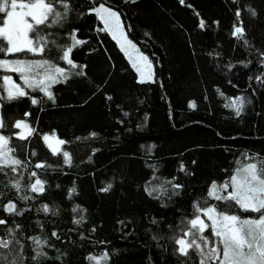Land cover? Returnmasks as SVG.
Returning <instances> with one entry per match:
<instances>
[{
  "label": "trees",
  "instance_id": "16d2710c",
  "mask_svg": "<svg viewBox=\"0 0 264 264\" xmlns=\"http://www.w3.org/2000/svg\"><path fill=\"white\" fill-rule=\"evenodd\" d=\"M93 2L120 14L126 36L152 64L153 81L139 83L136 71L110 34L101 30L104 27L97 17L79 14ZM71 4L75 10L61 25L41 28L54 33L50 39L57 45H70L69 33L78 29V39L87 43L77 46L70 58L86 66V75H71L68 81L53 84L54 103L38 89L25 87L17 72L14 81L29 96L8 101L0 91L1 132L15 133L11 123L17 119H25L34 129L23 140L7 136L15 149L13 155L30 165L21 171H36L47 181L45 192L39 196L28 193L36 198L27 202L17 199L15 189H5L4 203L12 199L18 208L30 209L23 216L0 210V218L8 220L0 226V237L7 238L8 227L21 226L16 254L22 264H96L86 257H101L105 252L110 258L100 264H180L184 258L173 254L170 242L152 237L172 235L182 217L193 215V202L216 205L218 211L242 219L258 218L259 213L239 210L234 202L210 199L207 189L213 180L218 184L228 181L238 167L251 162L246 157L264 158V65L260 58L264 52V0H137L135 4L71 0ZM248 7L256 10V17L247 12ZM237 8L248 46L230 35L233 24L238 23ZM57 45L50 43L43 55L0 53V59H51L70 72L78 71L58 59ZM229 65H233L231 70ZM6 74L0 68V85ZM258 75L259 81L255 79ZM29 97L38 104L32 105ZM236 97L244 99L239 117L226 107ZM189 102L195 108H189ZM25 112L31 115L25 117ZM117 118L123 123H117ZM91 132L97 135L92 137ZM53 133L55 139L66 141L56 154L43 139L45 134L53 138ZM65 151L71 156L70 165L64 163ZM40 162L50 167L36 169L35 163ZM181 162L192 175L178 171ZM149 165H155V172ZM153 175L159 178L153 181L156 185L175 176L184 185L180 195L159 200L149 197L144 187ZM0 180L7 183V177L0 175ZM108 183L112 188L101 192ZM72 187L76 192L69 199ZM42 204L58 214L37 211ZM81 215L84 220L73 224V218ZM153 217L159 224L150 222ZM53 231L59 240L51 236ZM205 235L215 239L210 228ZM29 236L48 239L51 246L43 248L46 257L31 259L35 245L26 239ZM0 253H8V249H0ZM191 254L194 264H199V257Z\"/></svg>",
  "mask_w": 264,
  "mask_h": 264
},
{
  "label": "snow or ice",
  "instance_id": "6c2138e0",
  "mask_svg": "<svg viewBox=\"0 0 264 264\" xmlns=\"http://www.w3.org/2000/svg\"><path fill=\"white\" fill-rule=\"evenodd\" d=\"M126 3H137V0H125ZM183 3V0H181ZM235 3V0H233ZM85 12L79 13L80 15L94 14L97 19L103 23L104 28L113 34L119 33L126 41L129 47L135 49V45L124 37L123 23L120 14L113 11L105 4L99 3L96 5L94 2L86 5ZM58 9H63L60 11ZM74 6L71 0H0V53L5 55L27 52L32 55H43L49 51V44L57 45L55 39H50L54 36L52 32H45L44 28L52 29L61 25L68 17L69 13L74 11ZM247 12L252 17L257 16L254 8L248 7ZM241 10L239 8L235 11V18L238 23H234L230 35L238 41H243V44L250 45L249 40L245 39V26L241 18ZM218 23V22H214ZM200 27H205V22L201 20ZM78 29H73L69 33L71 40L70 45H57L56 51L59 53L58 59L65 62L70 66L71 70L57 66L51 59H43L36 61L24 60H4L0 59V68H5L8 71L20 73L21 79L27 88L38 89L53 103L55 97L51 91V87L55 83L66 82L70 79L71 75L85 76V65H77L72 58H70L73 50L80 45L87 43V41L78 39ZM31 34V35H30ZM148 35V33H145ZM122 50L124 45H121ZM259 51V50H258ZM261 64L264 65V52H260ZM140 60L147 64V57L140 56ZM239 63L247 67V63L241 60ZM251 63V61H248ZM133 67L141 74L139 83H144L143 71L138 64H133ZM229 70L233 65H229ZM38 70H43L41 73ZM256 80H261V76H256ZM5 85H7V100L13 101L20 97L29 96L25 91V87H21L11 80L9 76L3 78ZM32 105H37L38 100L34 97H29ZM3 97L0 96V100ZM107 100H112V96H106ZM189 108H195L194 102H189ZM3 105L0 104V108ZM119 107V106H117ZM237 117L241 116L244 99L236 97L230 105ZM31 114L25 112L24 116L28 117ZM129 113L123 112L124 117H128ZM117 123H123L122 120L117 118ZM4 127L3 117L0 116V129ZM16 129H27L28 134L34 131L25 120L17 119L13 125ZM17 137L21 140L26 139L23 133H16ZM97 133L91 132L90 136L95 137ZM55 138V133H53ZM45 142L49 141V136H43ZM9 137L0 134V175L7 177V183L0 180V210L9 214L10 216H23L27 208H18L17 203L12 199H7L8 193L5 189H15L17 199L27 202L35 199V196L28 193L36 194L39 196L45 192L46 180L41 179L36 171H21L27 170L30 165L13 155L15 149L9 147ZM66 141L56 140L57 145H63ZM51 147V145H50ZM150 151V149H149ZM57 149H53V154H56ZM36 155L35 152L32 153ZM64 163L71 164V156L68 152H63ZM251 162L245 163L242 167H238L230 176L228 181L218 184L215 180L211 182L207 189V196L215 201L234 202L239 210L252 211L259 213L258 218L241 219L236 214H231L229 211H218L216 205L201 206L197 202H193L194 213L191 217H182L180 224L173 229L170 236L162 237L154 235V240L166 239L172 245L174 255L183 257L180 264H194V257L191 254L194 252L199 257V264H264V158L246 157ZM193 164L196 161L192 162ZM36 169H44L50 167L45 163H35ZM155 172V165H149ZM178 171L183 172L185 175H192L183 162L180 163ZM34 178V179H33ZM159 178L153 175L148 181L145 182L144 192L153 199H161L163 196L168 195L170 199L172 195L179 196L180 190L184 185L176 182V177H172L164 181L162 184L156 185L154 180ZM170 187H165L164 185ZM112 184L108 183L100 189L101 192H108L112 188ZM59 187V186H58ZM231 188V191L228 189ZM76 192V188L72 187L68 190V198L71 199L72 194ZM170 193V195H169ZM162 207H167L163 202ZM231 207V205H229ZM79 205L74 207L72 211L75 213ZM37 211H43L45 214L52 216L58 213L50 208L48 204H42ZM210 223H206L205 219ZM84 220L83 215L79 219L73 218L72 223L79 225ZM152 224H159V221L153 217L150 221ZM15 223V221H13ZM37 225H41L39 220L36 221ZM123 224V221H120ZM8 220L0 218V226L7 225ZM20 224L16 223V227H8L6 229L7 238L0 237V249H8V253H0V264H22L21 257L16 254V246L20 245V240L17 239V231L20 229ZM211 229L212 237L215 239L210 240L205 235L206 230ZM178 229L179 231H177ZM95 231V229H93ZM51 236L60 239L56 231L51 233ZM81 234V239H84ZM26 239L31 240L35 245L33 249L34 255L31 257L33 261H37L40 257H46L47 253L43 251L46 246H51L46 237L42 236H29ZM101 243H104L101 241ZM11 256V259L9 258ZM107 252L103 253L101 257H94L91 254L86 257L89 261H96L100 264L101 260L109 259ZM57 259H60L58 256Z\"/></svg>",
  "mask_w": 264,
  "mask_h": 264
},
{
  "label": "rangeland",
  "instance_id": "374dc122",
  "mask_svg": "<svg viewBox=\"0 0 264 264\" xmlns=\"http://www.w3.org/2000/svg\"><path fill=\"white\" fill-rule=\"evenodd\" d=\"M106 7H108L107 5H105ZM102 23V22H101ZM102 25H103V23H102ZM103 27H104V25H103ZM107 31V30H106ZM122 31H123V33H124V37H126L127 38V40L128 41H130L129 39H128V37L126 36V34H125V31H124V29H122ZM109 34H110V36L113 38V34L112 33H110L109 31H107ZM113 40L115 41V43L117 44V46L119 47V49L122 51V53L126 56V58H127V60L129 61V63L131 64V66L133 67V64L135 63V64H138L140 67H141V69H142V71H143V79L145 80V82H151V81H153L154 80V74H153V67H152V64H151V62L149 61V59H148V57L139 49V47H137V46H135V49H133L132 47H129L128 45H127V43H126V41H125V39L119 34V33H117L116 34V38L114 39L113 38ZM132 43V42H131ZM133 44V43H132ZM121 45H124V48H123V50H122V47H121ZM134 45V44H133ZM141 55H143L144 57H147V64H148V66H145V62L144 61H142V60H140V56ZM134 68V67H133ZM6 72H7V74L6 75H4V76H9L10 78H11V80L13 81V82H15L14 81V78H13V73L14 72H12V71H8V70H6L5 68H3ZM134 70L136 71V73H137V78H138V81L141 79V74L140 73H138L137 72V70L134 68ZM4 76L2 77V85H0V91L3 93V97H4V99H6L7 100V91H6V88H7V85H5V83H4V80H3V78H4ZM16 83V82H15ZM18 85H20V84H18ZM21 86V85H20ZM22 87V86H21ZM1 104V103H0ZM0 116H1V112H0ZM21 120H25V119H21ZM15 121L16 120H14L13 121V123H11V125H12V128H14L13 127V125H14V123H15ZM26 121V120H25ZM27 123H28V125H29V127L30 128H32L31 127V125L29 124V122L28 121H26ZM16 129V128H15ZM5 132H7V131H5ZM5 132H1V130H0V134H3L4 135V133ZM23 133V135L25 136V137H27V136H29V134H28V130L27 129H16V132L15 133H11V134H5V136H9V135H12V136H16L17 137V135H16V133ZM18 138V137H17ZM10 140V139H9ZM56 140L57 139H55V138H50L49 139V141L48 142H45V144H46V146L53 152V149H57V151L60 149V145H57L56 144ZM50 145H51V147H50ZM9 147H11V145H10V143H9ZM230 191H231V188H230ZM202 219H205V222L206 223H210L209 221L207 222V218L206 217H203L202 216ZM242 219V218H241Z\"/></svg>",
  "mask_w": 264,
  "mask_h": 264
}]
</instances>
